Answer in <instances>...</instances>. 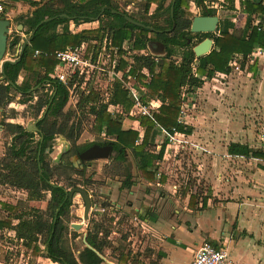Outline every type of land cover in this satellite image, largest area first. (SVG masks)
Wrapping results in <instances>:
<instances>
[{
    "label": "trees",
    "instance_id": "1",
    "mask_svg": "<svg viewBox=\"0 0 264 264\" xmlns=\"http://www.w3.org/2000/svg\"><path fill=\"white\" fill-rule=\"evenodd\" d=\"M129 3L141 1L144 4V13H148L151 5L156 4V11L166 14L170 25L167 29H157L163 32H150L127 22L120 14H114L112 10L119 11L113 0H60L58 5L54 1L41 0L39 7L27 17L18 19L20 25L26 30L24 33L31 36L33 30L45 19L54 18L42 24L34 34L25 51L20 54V62L7 64L5 75L14 83H0V111L2 119L0 126L5 132L6 138L10 140L3 158L0 160V186H10L14 189L27 192L29 202H41L50 195L48 209L50 222L44 220L43 215L34 209L26 214L19 213L15 206L0 203L3 208L10 211L11 216L0 220V231L7 230L14 233V239L22 242L27 250H31L34 256L40 257L45 246V257L58 264H100L98 254H102L105 248L111 245L109 239L111 231L104 228L103 224H93L88 229L85 240L89 247H85L77 255L68 246L66 234L68 231L67 216L72 202L67 200L66 192L76 188V182L68 178V185L62 186L56 180V174L60 171H74V165L70 161L61 160L52 165L47 161L46 148L57 135L66 139L77 141L84 130L82 117L88 115L93 118V127L98 133L109 138L116 137L115 148L119 152L118 161H122L126 149L133 152L138 167L144 179L153 182L157 175L154 165L164 158L167 146L170 144L166 139L161 144L160 150L155 154L157 148L156 140L162 134V129L180 134L192 133V128L178 123L186 93L193 95L196 90L202 88L206 81L211 80L215 74H230L231 64L236 54L243 56L251 54L255 48L264 49V30L258 31L252 28V16L258 15L264 20V0L260 2H245L244 12L247 15V23L243 35L235 38L231 34L234 24L229 20H223L217 29L218 35L213 36L214 46L210 54L197 58L194 53L193 37L191 36L192 18L187 12L191 0H177L174 6L173 17L171 16L172 1L169 0H127ZM206 0H194L196 5L205 15L214 16L215 10L205 8ZM168 3V4H167ZM230 10L234 9V0H225ZM107 7V8H106ZM106 8L99 20V28L94 30H83L72 33L69 24L73 22L76 26L82 23H92ZM66 15L73 18L72 21L63 17ZM162 16V15H161ZM135 20V19H134ZM137 21V20H136ZM143 24H151L143 21ZM61 28V30H60ZM137 32V34H136ZM152 34L153 37H150ZM134 39L131 50L139 51L147 49L149 44L157 39L165 49V59L156 62L152 57H143L134 54V65L130 70L131 75L138 81H143L140 74L147 68L151 79L145 86L146 92L141 98L142 105L149 101H160L161 106L152 117L140 116L137 121L143 129L140 133L122 130L121 116L109 112L110 105H121L129 112L135 105V101L129 98L128 91L119 82L110 81L109 89L103 95L92 86V81L81 78L78 86L86 85L78 95V103L72 109L65 108L68 105L70 91L63 84L52 80L51 75L58 65L55 58L57 51L68 47H78L82 44L88 45L89 54H93L92 62L97 63L100 53L106 48L110 58L113 57L111 49L117 48L118 53L124 51L125 43ZM199 40L198 43H200ZM22 39L15 33L11 43L14 51L20 45ZM153 49V48H152ZM36 51L48 52L49 57H35ZM155 51V50H154ZM180 57V65L177 66L172 58ZM107 65H110L108 63ZM258 62L252 64L249 70L256 72ZM243 69L246 65H242ZM25 73L22 83L19 77ZM31 76V81L27 78ZM50 88L51 93H37L42 89ZM79 88V89H80ZM47 90V89H45ZM23 97L22 103L30 102L35 96L37 101L32 106L35 119H39L46 108V117L38 124L39 133H30L21 124L7 122L11 117H6L4 108L13 102L14 95ZM79 115V118H76ZM14 117H12L13 119ZM39 140L35 142V135ZM43 137V141H41ZM86 147H77L79 151ZM40 152V154H39ZM230 155L260 156L264 153L252 152L248 146L232 143L228 147ZM74 183V184H73ZM56 185V186H53ZM57 221L54 224L57 210ZM112 221V220H111ZM93 221L90 220V224ZM131 252L122 253L118 264H127L130 261Z\"/></svg>",
    "mask_w": 264,
    "mask_h": 264
},
{
    "label": "rangeland",
    "instance_id": "2",
    "mask_svg": "<svg viewBox=\"0 0 264 264\" xmlns=\"http://www.w3.org/2000/svg\"><path fill=\"white\" fill-rule=\"evenodd\" d=\"M50 1H54L60 5V0ZM169 2L170 0L168 3ZM113 3L122 13L130 16L138 22H148L151 24L150 26L160 30L170 27L166 14L156 11V4L152 5L149 12L146 14L144 13V4L141 1L129 3L128 1L125 2V0H113ZM204 5L213 7V10H215V16H218L220 21L229 20L234 24V28L231 31L235 38H240L242 36L246 20V14L244 12L242 2L240 11L235 9L230 10L228 5L225 4L223 0H206ZM201 11L202 10L196 5V3H194V0H191L189 7L187 8V12L190 14L192 20L195 16H199ZM99 26V22L94 24L91 23L86 27H84V25L81 27L76 26L73 22H71L69 24V29L72 31L71 28H73V32H76L78 30H93L99 28ZM217 35L218 34H216V36ZM149 36L152 37L153 35L149 34ZM193 45L194 47L197 46L198 40H194ZM128 52L133 55L136 54V51L134 50L128 49ZM155 57H159L158 59L160 62L165 59L164 56ZM171 61L179 63L180 57L172 58ZM260 63L263 66L262 68H264V59ZM252 64L253 62H250L248 65ZM242 71L244 70L242 69ZM231 73H233L232 76L227 80H223L222 77L215 74L209 82L210 86L200 88L195 102H191V94L186 93L184 95V108L187 111L188 117L186 119L187 123L190 122L195 126L196 136L198 135V137H201L205 135L209 138V140L205 146L203 143L196 142L195 140L184 142L177 139L174 144H171L174 148L168 147V159L160 165L161 172H163V174H170L171 179L169 182V188L164 191L167 192L168 195H174L173 187L175 185L179 187L178 190L182 188L181 190H183V193L186 192L183 186L187 187V189H189V187L196 186L197 192L200 196L203 193L208 192V188H210L209 183L205 180V178L198 175L199 171L197 169L198 157L203 158L200 154L204 155L206 153H195L194 151L197 148H199V151L202 152L203 150L200 149H206L208 146L210 158L214 157L213 159H217L220 157V152H222V150L232 142L243 141L257 146V141H245L238 138L237 133H239V131L241 132V128L244 126H239L237 123L239 120L238 114L243 113L245 114V117H250V123L245 125L247 126L246 129H251L256 132L258 131L257 133H264L263 101L255 104L254 107H252L254 108L253 110L245 107V103L248 101H251V103L254 102L257 95L260 96L259 94L264 92V88H217V86H222L225 83L230 82L229 80H231V83L235 85V81H237V78H233L235 75H243L244 77L248 75L247 72L240 73L237 70L231 71ZM107 75L108 74L105 73H96L93 74L91 78H88L92 81V86L99 90L103 95L106 94L110 85V75H108L109 77ZM25 77L26 76L23 77V80ZM27 78L31 81V76L28 75ZM245 78H249L251 81L257 80V77L250 78L246 76ZM23 80H19V83H22ZM85 86L86 85H82L80 88L77 82L76 89L73 94L70 93L69 102L65 108L66 111L75 107V101L78 100V95L82 90H84ZM45 89H42V91L37 93V95L40 96L43 93H51L50 88ZM75 94L76 98H74ZM38 96H35L28 103H22L21 101L23 97L17 94L14 95L13 102L4 108L6 117H11V119H8L7 122L21 124L26 128L28 125L33 124L37 119L34 117V110L32 106L37 101ZM186 96H189V99H187ZM190 102L192 104L195 103V105H193L195 107L194 110L193 106L190 107ZM222 105L224 108H222ZM12 117L14 118L12 119ZM76 118H79V115H77ZM226 118L227 121L230 122L228 129L229 133L227 129H224L225 127L222 126L223 124H221L226 122ZM82 120L84 123V130L79 140L73 141L66 139V137L62 135H57L52 142L48 143L46 156L49 163L50 159L52 165L58 164L61 160H68L72 162L74 160V149L77 146L91 142L103 141V135L98 133L93 127V118L86 115L85 117H82ZM214 120L215 123L219 122L217 123L218 125L213 123ZM4 134L5 132L2 130V133H0V160L3 158V154H5L10 142ZM160 137L161 139L159 144H162L166 141V138L163 133ZM39 138V135L36 134L35 142H37ZM75 168L76 169L74 171L60 170L56 174V180L62 186H67L69 181L68 178L71 177V180L76 182L75 184L73 183L74 185H78L77 187L79 188L85 187L84 189L87 190L88 194L91 196L92 210L90 212L89 220L85 221L83 218L85 208L84 200L80 194H77L74 197L69 215L67 216L68 231L66 234V242L68 246L77 255L85 248L84 239L88 229L92 228L94 223L103 224L104 228L111 231V235L109 237L111 245L108 248H105L103 254L99 257L100 264H116L120 255L122 253L126 254L128 251L131 252L132 255L130 256V261L127 264H148L149 262L146 257L150 255V250L147 249L145 245L149 234L147 232L148 229L144 224H142V222H140L141 220L134 221L135 212L131 211V209H127L130 201L126 202V198L123 196L124 193L121 192L119 194V192L115 190L118 184L114 185V182L117 178L120 182H122L124 177L120 175L126 174L125 169L122 166H118L116 164L114 165L111 162L107 165L104 161H97L89 164L86 172L85 168L82 169L80 166ZM216 180L219 181V178L216 177ZM160 189L161 188H158V190ZM27 198L28 195L26 191L14 189L10 186L0 187V203L7 204L8 206H16L18 208V212L23 214L36 209L41 213V215H43L44 220L50 222V215L46 212V204L50 199L49 194H47L46 199L41 202H29ZM112 200H116L117 203L122 202L124 206L121 208L114 207L115 209L112 210ZM127 200H133V198H129ZM179 208L183 212L181 205H179ZM103 209H105V212L102 211ZM9 216H11L10 211L3 208L0 204V220H5ZM90 220L93 221V223L90 224ZM72 224H82V228L76 231L71 227ZM13 235L14 234L12 232L7 230L0 231V261L2 264H58L45 257V246L42 243L40 244L42 255L37 257L32 254L31 250H27L22 242L16 241Z\"/></svg>",
    "mask_w": 264,
    "mask_h": 264
},
{
    "label": "crops",
    "instance_id": "3",
    "mask_svg": "<svg viewBox=\"0 0 264 264\" xmlns=\"http://www.w3.org/2000/svg\"><path fill=\"white\" fill-rule=\"evenodd\" d=\"M223 1L225 2V0ZM40 2L41 0H5L3 3L4 11L0 13V19L10 20L12 34L16 33L24 41L27 38V35L24 33L26 28L19 24L18 19L31 15L39 7ZM94 23L96 22H92V24ZM246 23L247 20L245 26ZM89 24L91 23H82L79 26L84 25L86 27ZM71 29L72 31H70L74 34L81 32L79 30L73 32V28ZM214 34L216 35L218 32L216 31ZM13 35L10 36V40H12ZM133 43L134 39L127 41L125 45L131 50ZM19 49V47H16L14 51L8 50L6 58L12 60L13 55ZM145 50H148L147 52L152 57H155L149 48ZM141 52L143 50L139 51L141 55L137 51L136 54L142 56ZM123 54L125 53L120 54V56ZM132 56L133 54H131V57L126 56L130 60V64L123 61L121 68H129L127 75L135 80V89L141 99L143 93L146 92L147 87L145 85L149 83L151 75L147 68L140 71V74L144 76L141 82L131 75L130 70L134 65ZM235 56L242 55L236 54ZM262 60L258 61L256 72L249 70L251 65H246V68L243 69L244 71H241L247 72V77H257L256 81H251L243 75H235L233 76V78H237L235 85L229 80L230 82L217 86V88H264V68H262L263 66L260 63ZM175 63L177 66L180 65V62ZM232 74H225L226 78L222 79H230ZM24 76L25 73H22L19 80H23ZM211 80L206 81L202 88L210 86L209 82ZM199 90H196L190 96L191 102H195ZM128 94L129 98L133 100L129 91ZM259 95L255 96L256 100L254 102H246L245 107L253 110L254 108L252 107L255 104L261 101L264 104V92ZM186 97L189 99V96ZM75 103L77 104L78 100ZM191 104L190 107L195 105V103ZM143 106H149L152 108L153 113H157L161 102L152 100ZM222 108H224L223 105ZM109 112L123 118V131L133 130L140 133V138L143 136V129L137 121L141 115H139V108L135 105L129 112L125 111L121 105H110ZM2 116V112L0 111V121ZM238 118L237 123L239 126L244 125L241 128V132L237 133L238 138L245 141H257V146L243 141L232 143L248 146L252 152L264 153V133H257L258 131L246 129L247 126L245 125L250 123V117H245V114H238ZM213 123H215V120ZM217 123L219 122H216L215 125H218ZM221 124L225 127L224 129H229L230 122L227 121V118L226 122ZM187 126L192 128V133L190 135L179 133L177 139L184 142L195 140L206 146L209 138L205 135L201 137L196 136V128L192 123L189 122ZM1 129L2 127L0 126V133L3 130ZM219 134L222 135L221 133ZM160 136L162 134L157 137L156 144L158 146L155 154L159 152L161 147V144H159ZM110 139L115 140L116 137ZM230 144L220 152V157L217 159H213L214 157L210 158L208 146L206 149H200L203 150L202 152L199 151V148L195 151L193 150L195 153H206L204 155L200 154L203 158L198 157L197 159L198 175L205 178L210 187L208 188V192L203 193L201 196L198 194L196 186L189 187V189L183 186L184 190H186L183 193L182 188L178 190L179 187L175 185L173 187L174 195H168L167 192H164L169 188L171 178L170 174H163L161 172L160 165L168 159V147L174 148L173 145L169 144L163 160L155 163L154 167L157 170V175L153 182L144 179L133 152L127 149L128 165L125 167L129 169L134 184L128 194L126 191L120 189L121 182L118 178L114 182V185L118 184L115 190L119 194L121 192L125 193L123 196L126 198V202L130 201L127 209L135 212L134 221L141 220L140 222L148 229L147 232L149 234L145 244L146 248L150 250V255L146 257L149 262L148 264H193L196 252L204 243L225 248L229 254L230 264H264V155H253L250 157L230 155L228 152ZM216 177L219 178V181L216 180ZM158 188L161 189L158 190ZM129 198H133V200H127ZM112 202L117 208L124 206L122 202L117 203L116 200H112ZM179 205L182 206L183 212L180 210ZM84 243L85 247H87L85 239ZM102 254H98V256L100 257ZM0 264H2L1 261ZM116 264H118V261Z\"/></svg>",
    "mask_w": 264,
    "mask_h": 264
},
{
    "label": "built area",
    "instance_id": "4",
    "mask_svg": "<svg viewBox=\"0 0 264 264\" xmlns=\"http://www.w3.org/2000/svg\"><path fill=\"white\" fill-rule=\"evenodd\" d=\"M248 1L260 2L263 0H234L235 10L240 11L241 2L243 5ZM4 2L5 0H0V13L4 11ZM205 8L214 9L213 7H209L207 5H205ZM251 27L256 28L258 31H263L264 20H262L258 15H253ZM123 49L127 53L123 54L122 56H120L118 53L117 48L111 49L113 52V57L111 59L108 51L106 48H104L98 57L97 63L92 62L91 57L93 54H89L87 44H82L78 47H68L65 50L57 51L55 53V58L58 61V65L55 68L54 73L51 75V78L52 80L63 84L69 89L70 93L73 94L74 90L76 89V84L77 82L79 83L81 78H85V81H89L88 78H91L93 74H108L110 77L108 75L107 76L110 78L111 82L119 81L124 86V88L129 91L130 95L135 101V106L139 108V115L151 118L153 114L152 108L142 105L140 96L135 89V80L127 75L129 68H121L123 61L130 64V60L127 57L131 56V54L128 52L127 45H125ZM141 53L146 55L147 50ZM40 55L45 57L50 56L48 52H35V57ZM19 56L20 51L18 50L17 53L13 55L12 61L17 60ZM262 59H264V49L257 47L249 55L235 56L231 64V69L232 71L237 70L238 72H241L243 69V64L248 65L250 62H253L254 64L255 62H258ZM108 63H110V65H107ZM217 75L222 78H226L227 74L225 75L223 73H217ZM74 98H76V94L74 95ZM184 106L185 105L183 104L180 116L178 118V123L187 126V111ZM162 133L170 144H174L177 141V136L179 135L176 130H173V133H170L162 129ZM193 264H230L229 254L228 251L223 247H215L210 243H204L196 252Z\"/></svg>",
    "mask_w": 264,
    "mask_h": 264
},
{
    "label": "water",
    "instance_id": "5",
    "mask_svg": "<svg viewBox=\"0 0 264 264\" xmlns=\"http://www.w3.org/2000/svg\"><path fill=\"white\" fill-rule=\"evenodd\" d=\"M176 1L177 0L172 1V8H171V16L172 17H173L174 6H175ZM106 8L102 9L99 16H97L93 22H99V20L103 16V13H104ZM112 12L114 14L122 15L127 22H129L130 24L137 26L139 28L147 29L152 33L163 32V31L156 30L152 26H146L142 22H138V21L134 20L133 18H131L130 16H128L122 12H119L116 10H112ZM62 16L69 18L71 21L73 19V18H70L66 15H62ZM52 19H54V18L45 19L41 24H39V26H37L33 30V32L31 33V36L27 37L23 41L22 44L18 45V47L20 48L19 49L20 54H22L25 51L26 46L31 42V40H32L34 34L37 32L38 28L42 24L47 23V22L51 21ZM219 23H220V18L218 16H210V15L196 16L193 18L190 32L193 36H196L197 34L216 33L218 26H219ZM11 34H12V32H11V21L8 19H0V74H1L0 83L7 82L8 84H10V85L14 86V88H16L14 83L5 75V66L7 64H17L20 62V59L12 61V60H9L6 58L8 50H10V48L14 46L10 40ZM213 46H214V41L212 39L208 38V39L204 40L203 42H201L200 44H198L197 46L194 47V53H195L197 58L206 56V55L211 53ZM150 51L155 56H164L165 55L164 47H163L162 52H156L152 49V46H150ZM47 111H48V108H46L45 112L43 113V115L39 119H37L33 124H30L27 126L28 132H30V133H33V132L39 133L40 132L37 125H38V123H40L42 120L45 119ZM41 141H43V137H41ZM111 151H112L111 146L100 147V146L96 145V146L89 148L85 152H83L80 155V158L85 162H90V161H95V160H105V159L109 158ZM39 154H40V152H39ZM53 186H56V185H53ZM77 193L81 194L83 199H84L85 209H84V217L83 218L85 221H87V220H89V214L91 211L92 203H91V199H90L88 193L85 190L78 188V189H73V190L67 191L65 201H67V200L72 201L74 198V195ZM59 211H60V209H58L56 212L54 224L57 221V215H58ZM71 227L74 230L78 231L82 228V224H72ZM87 247H89L88 244H87Z\"/></svg>",
    "mask_w": 264,
    "mask_h": 264
},
{
    "label": "flooded vegetation",
    "instance_id": "6",
    "mask_svg": "<svg viewBox=\"0 0 264 264\" xmlns=\"http://www.w3.org/2000/svg\"><path fill=\"white\" fill-rule=\"evenodd\" d=\"M199 16H206L202 11H201V13L199 14ZM215 34L214 33H209V34H197L196 36H193L192 34H191V36L193 37V41L194 40H202V41H200V43L201 42H203L204 40H206V39H212L213 38V36H214ZM153 37V36H152ZM213 40V39H212ZM192 41V42H193ZM153 44H149V50H150V46H152V48H153V50H155V51H158V52H162V50H163V46H162V43L161 42H159V41H157V39H155L153 42H152ZM200 43H198V44H200ZM144 51V50H143ZM148 51V50H147ZM138 55V54H137ZM139 55H141L140 53H139ZM142 56H144V55H142ZM152 57V55H150L148 52H147V54L144 56V57ZM165 56L166 55H164V58H165ZM152 58H154L155 59V61L156 62H158V61H160L159 59H157V58H155V57H152ZM39 124V123H38ZM38 126V125H37ZM102 140L103 141H101V142H91V143H86V144H83V145H79V146H77V147H86V148H84V150H82V151H79L78 149H77V147L74 149V160L71 162L73 165H74V168L75 167H78V166H80L82 169H84L85 168V172H86V169L89 167V164H91V163H93V162H97V161H104L105 163H107V165H108V163H113L114 165L116 164V165H118V166H122V167H124V169L126 168L125 166H127L128 165V158H127V149L125 150V152L123 153V158H122V161H118V156H119V152L116 150V148H115V140H113V139H110L109 137H107V136H102ZM100 146V147H106V146H111L112 147V151H111V153H110V156H109V158L108 159H105V160H95V161H90V162H85V161H83L81 158H80V155L83 153V152H85L86 150H88L89 148H91V147H93V146ZM107 161V162H106ZM110 165V164H109ZM76 169V168H75ZM74 169V170H75ZM125 171L127 172L125 175H120V176H122V177H124V179L122 180V182H121V190H123V191H126L127 192V194H128V192L129 191H131V189H132V185L134 184V182H133V179H132V176H131V174H130V171H129V169L128 168H126L125 169ZM84 172V173H85ZM117 176H119V175H117ZM78 186V185H77ZM76 186V188H74V189H78L79 187H77ZM85 188V187H84ZM84 188H79V189H82V190H85ZM70 190H73V189H70ZM70 190H68V191H70ZM87 193H88V191L87 190H85ZM77 194H79V193H77ZM77 194H75L74 195V197L77 195ZM81 195V194H80ZM89 195V194H88ZM111 195H112V193H111ZM124 195H125V193H124ZM50 196V195H49ZM82 196V195H81ZM89 197H90V199H91V196L89 195ZM83 198V197H82ZM74 199V198H73ZM50 200V199H49ZM48 200V201H49ZM84 200V199H83ZM73 201V200H72ZM71 201V202H72ZM85 203V202H84ZM91 203H92V200H91ZM112 204V210H114L115 208V204H113V202H111ZM48 209V202H47V204H46V210ZM85 209V208H84ZM91 210H92V206H91ZM103 212H105V209H103L102 210ZM91 212V211H90ZM83 217H84V215H83ZM89 218H90V214H89Z\"/></svg>",
    "mask_w": 264,
    "mask_h": 264
}]
</instances>
